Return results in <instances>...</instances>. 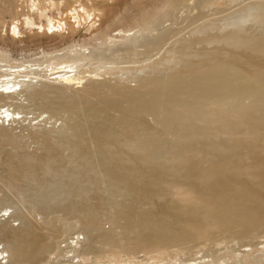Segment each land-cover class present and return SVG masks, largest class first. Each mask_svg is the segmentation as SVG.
<instances>
[{
  "label": "bare ground",
  "instance_id": "6f19581e",
  "mask_svg": "<svg viewBox=\"0 0 264 264\" xmlns=\"http://www.w3.org/2000/svg\"><path fill=\"white\" fill-rule=\"evenodd\" d=\"M1 1L3 15L9 10ZM168 1L167 12L189 0ZM239 1L244 0H199L197 5L208 8L223 2L232 7ZM65 3L32 0L35 10L12 18L0 36L19 42L25 29L61 39L82 33L92 39L107 36L102 40L110 46L118 38L135 42L141 34L122 27L112 30L114 15L107 19L113 22L109 32L99 33L106 0H73L63 8ZM242 8L241 13H247L226 25L231 31L209 33L191 43L183 40L182 56H171L173 66L180 68L163 72V61L154 64L147 73L136 74L134 87L122 77L106 87L99 82L105 73L90 68L92 62L104 60L99 45L91 49L79 44L30 67L0 57L3 142L18 144L19 137L10 136L4 127L26 121L28 108L40 111L38 118L48 114L46 122L63 119L56 129L31 132L41 154L21 159V166L42 176L32 180L30 198L41 213L57 221L33 225L0 200V264L9 259L16 264H214L213 255L206 252L183 259L167 255L166 249L194 239L191 230L233 233L238 228L234 234L244 240L264 233V0ZM250 21L259 26V38L244 32ZM197 32H205V27ZM204 42L219 47L206 48L209 54L186 51ZM87 84L89 91L79 95L77 90ZM99 95L104 97L95 98ZM174 196L192 201L167 199ZM103 210L113 212L108 216L111 231L101 228ZM64 222L63 233L76 223L81 231L65 238L61 248L56 224ZM253 245L264 249V241L238 246L234 264H243V256H238ZM141 249L155 256H132ZM255 264L262 263L257 259Z\"/></svg>",
  "mask_w": 264,
  "mask_h": 264
},
{
  "label": "rangeland",
  "instance_id": "374dc122",
  "mask_svg": "<svg viewBox=\"0 0 264 264\" xmlns=\"http://www.w3.org/2000/svg\"><path fill=\"white\" fill-rule=\"evenodd\" d=\"M61 1L66 2L65 4H63L65 5L63 8L67 6L66 4L69 5L73 3V0H61ZM106 1L108 2V8L103 11V15L101 16L102 23L101 22L99 23H101L100 28L102 29L100 30L102 31H100L99 33H102L105 30H106L105 32L106 34L109 32L108 28L109 26H111L113 22L110 23V21H108L107 19H109L111 15H114L115 24L114 27H112V30H114L116 27H122L127 30H133L131 31V33H134L136 31H141L140 32L141 34H138V39L135 42H127V41L124 42L118 38L115 44H111L109 46L106 45V43L103 41L107 39L106 38L107 36L104 35L102 37L103 39L102 40V39H92L91 36H86L85 34L82 33H76L77 35L74 33V35L72 34L68 35L66 39L65 37H63V39H65L63 40L61 39L62 38L61 36H59L61 38H59L58 36L55 37L50 36L49 38V36L37 33L36 30L31 31L30 33L32 34L35 33L37 35L36 37V35L34 36V34L31 35L30 33L25 32L26 31L25 29L23 30L24 40L22 39L23 40L22 41L21 39H19L21 42L20 41L18 42V40H12L8 36H6V38L0 36V38L3 37L0 40V55H2L0 57L7 56L9 58V59L6 58L7 61L8 62L10 61L12 65L20 64L24 62L25 66L29 65L30 67L32 64H37V63L39 64V62L46 64L57 57L54 56L55 54L57 55L60 52L65 51L66 49H73V48L75 49V46L79 44L88 45L90 46L91 49L94 48V45L95 46L99 45L100 47H102L101 51L104 56L101 54V52L100 54L104 57V60H98V61L96 60L97 62L96 61L92 62L93 64L90 66V68L100 67L101 68L100 71L101 72L103 71L102 73H105V77L104 76L100 77L99 82H103L105 85L104 87H106L107 85H114L116 82H119L120 81L119 78L122 77L124 80L130 82L129 85L134 87L136 85L135 82L136 76L137 75L139 76L140 73L143 71H145L143 73H147L149 70L154 68L153 66L154 64L163 61V65L161 66V70H163V72L166 71L168 72L171 70H176V68H180L181 66L174 67L173 63H171L172 62L171 59L173 58L176 60L178 57L182 56L181 54L183 50L179 47L182 45L181 42L183 40H184L183 42L187 41L186 43H191L196 38L199 37L203 38L208 36L209 33L210 35L211 34L221 35L224 32L231 31L232 27H230L229 29V27H227L226 25L234 21V19H237L239 15H244L247 13L244 11L242 12L243 13L242 14L240 9L245 5H253L257 2V0H244L245 2L239 1L244 5L242 4L240 5V3H237V4H233L232 7L227 6L223 2L220 3L219 5L213 2L214 6L212 7L198 8L199 4L197 5V3L199 0H191V1L189 0V1H185L181 5L177 4L175 9L167 12L169 9L168 0H106ZM2 4L10 12L8 11V13L0 15V24H1L0 29L2 28L6 29L5 27L8 28L12 21V18H14L15 16H18L19 14H29V13L31 14V10L33 11L35 10V8H31L32 0L31 1L3 0ZM53 12L55 13V11ZM34 17H36V15H34ZM147 20L149 24L146 23L145 25L144 22ZM245 25H244V30H245L244 32H246L247 34L250 33V35L257 38L261 36L260 35L261 30L259 29L258 25L256 26L255 22L250 21L249 23L247 22ZM201 26L205 27V32L199 33L197 32V28ZM100 40L102 43L104 42L103 45L102 43H100ZM143 46H145V48ZM40 47L45 49L47 52L43 49H39ZM109 47L113 49L109 50L108 49ZM173 47L175 48L173 49ZM218 47L219 46L215 44H207L206 42H204V44L203 43L197 44V46L196 45L194 47L192 46L186 51L191 55H193V53L194 54L198 53L197 55H200L201 53L209 54L210 51H214ZM204 48L210 49V51L206 49L207 50L206 53L204 51L205 50ZM107 49L109 51H107ZM40 50L43 51L42 54ZM103 50L105 53L103 52ZM138 51H140V53H138ZM175 51L177 53H175ZM131 52H133L134 54ZM43 53H47V55ZM122 53H124L123 54L125 55L124 57L122 56ZM52 54L54 56L53 59H52ZM107 62L109 63L107 64ZM5 63L7 62H3L2 64L5 65ZM6 69H7L6 67L3 68V70ZM21 69H24V67H22ZM96 69L94 68V70ZM164 69L166 71H164ZM138 71H140L139 74ZM89 89H90V85L87 84L84 88H79L77 92L79 91L78 92L79 95L85 96L84 94H86L89 91ZM103 97H104L103 95H99L96 96L95 98L102 99ZM5 110L10 113L12 112L9 111V109L7 108ZM26 110L29 112V114L26 116L27 118L26 121L17 120V122L12 123V125L8 126V124H6L4 127V129L8 131L10 136L19 137V142L16 146L9 145L3 142L2 137L0 135V200L4 202V205H9L11 211H14L15 213L19 211L20 213L18 212L17 214H20L23 217L25 216L24 218L26 220L28 218L29 220L27 221L32 222L33 225L35 224L37 226L38 225L40 226L41 224L45 223L44 221L47 222L50 219L55 220V218H53L54 215L51 214L47 215L45 213H41L39 208L33 202L32 198H30L34 185L32 180H34L36 177H39L40 175H38V172H36L31 167H26L25 165L23 167V164L21 166V159L25 157V155L31 154L32 157L33 156L35 157L36 156L35 154L37 155L41 154V146L30 137L31 132L43 131V128L45 127L47 129L49 128L56 129L61 124H63V119H58L60 117H57L51 120H47L46 122L47 118L45 116L48 114H45L41 118L40 117L38 118L40 111L35 110L33 107L28 108ZM167 199L172 200L174 202L178 201L180 203L179 200L189 201L190 198L174 196ZM190 201H192V199ZM110 212L109 210L100 211V215H101L100 222H102L101 228L103 231H111L113 229V223L108 217ZM35 222H37L38 224H36ZM18 223L19 221L14 223L15 227L18 225ZM65 226H66V222L61 224L60 223L56 224V227L59 229V233H60L58 240L61 243L65 240V238H67L68 236L70 237L72 233L81 231V225L79 223H76V225L74 226L75 228L73 230H69V232L63 233V231L66 229ZM190 232L194 233L195 235L194 239L189 240L185 244H181V245L174 244L168 246V248L166 249V254L171 257H183V259L185 258L192 259L202 255V253L198 254V252H206L207 254L213 255L214 264H221L222 262L228 264L231 263L234 264L235 263L234 254H238L237 253L238 251L236 252L234 250H237L239 248L238 246L247 245L251 243L256 245L264 241V233H261L259 236L254 237L252 239H247V240L240 239V237L234 234L235 232H239L238 228H235L233 230V233H230V231L228 233H221L218 232L216 229H208V228L198 229L196 231L191 230ZM83 235L84 234L80 236L81 241H83L82 239ZM65 245L66 244L62 243L61 248H63ZM244 249L245 248H242V250ZM246 250L248 251L247 253H245V255L238 256L240 258L243 256L242 257L243 264H255L257 259L258 261H260V263L262 264L264 263V249L262 245H256V246L253 245L252 247L246 248ZM132 256L133 257L135 256L137 259L142 260V259H147V257L150 258L155 256V253L152 250L141 249L140 251H138L137 254ZM9 260H10L9 262L10 264H16L12 259ZM105 261H107V259H105Z\"/></svg>",
  "mask_w": 264,
  "mask_h": 264
}]
</instances>
